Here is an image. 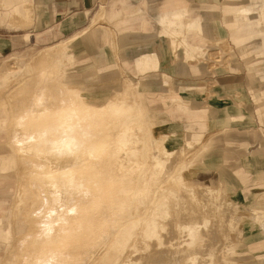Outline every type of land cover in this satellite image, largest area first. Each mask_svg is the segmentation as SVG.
<instances>
[{
	"label": "rangeland",
	"instance_id": "374dc122",
	"mask_svg": "<svg viewBox=\"0 0 264 264\" xmlns=\"http://www.w3.org/2000/svg\"><path fill=\"white\" fill-rule=\"evenodd\" d=\"M177 1L184 8V20L191 18L186 15V11L193 12L191 9H210L213 11L214 20L218 21L223 33L219 30V35H206L205 32L207 33L209 29H212L214 23L210 28H205L204 22H200L201 25L198 23L202 28L199 26V29L194 28L191 32L193 34L186 39L188 43L194 45L193 48L188 49L187 57L184 55L178 57L176 54L180 48H182V53H185L186 47L183 48L182 39L186 37L187 29H182L184 30L182 32L180 29L176 35H173L169 32L173 29L168 28L166 23L163 24L162 19L155 20L157 23L154 21V34L151 36L152 48L157 50L162 42L168 41L171 36L170 43H172L171 40H174L170 46L173 51L172 54L168 56L166 61L162 60L160 64L162 62L169 64L167 61L173 64L178 61L183 64V61L188 62L191 68L190 74L199 79L213 75L218 64H221L219 67L223 72L233 75L247 73L249 76H259L264 72L263 35H255L251 44L239 42L237 37H242L249 28L238 29L237 26L244 25V20L241 23L240 21L235 23L236 21L233 19L239 15L227 10L228 2L234 3L242 0ZM243 1L251 2V0ZM123 3L121 5L118 3L117 6H121V14H127L125 12L127 9L122 7ZM129 3L133 7L136 6L137 9H144L141 3ZM159 4H161L160 1L153 4L155 14L158 13ZM32 5L33 0H31V6L29 0H0V131L2 134L0 139L5 141L9 154L7 161L0 159V177L12 191L8 198L10 201L9 221L4 223L0 214V240L4 243V248L0 246L2 263L38 264L35 259L36 256H39L46 258V264H149V255L155 252L153 256H156L162 248L176 251L194 247L200 241L196 237L194 227L210 226L213 229V237H207L205 242H201L205 243L202 247L204 250L207 248V250L186 257L183 263L245 264L249 254L245 252L242 245L241 223L244 215L241 216L236 229L238 240L233 244V251L229 252V242L220 240L222 236L217 234V227H213L217 226L220 221L218 216L213 218V203L211 209L205 208L204 201L199 198L201 191L196 188L193 189L192 186L218 187L221 184L224 200L237 206L238 213L245 214V211L241 209L242 206L228 197L223 181L220 182L215 174L190 171L200 166L193 160H191V164L180 162L184 157L186 159L192 157L193 153L187 154L186 152L187 146L171 150L170 140L167 141L168 147L165 143L164 126L169 119L175 121V130L176 128L179 129L174 131L178 133L181 131L182 120L183 123L186 121L185 127L188 132L190 131V137H200V140L188 138L198 143L196 146L199 145V142L204 143L206 138L208 142L209 137L211 140L215 138L217 141L223 135H229L223 130L207 133V106L193 108L191 105H187L190 113L198 114L197 124L180 118V113L177 111L173 117L169 116L171 110H176L177 101L164 104L160 101L171 96L182 98L180 92L182 85L172 82V87L168 89L169 85L164 84L160 77L156 78L157 86L153 89L156 88L162 92L141 91L139 94L140 82L138 79L149 70V66L141 68L140 71L136 68V61L123 60V43L120 38L129 30H122L119 27L120 22L115 20L116 18L109 17L111 10L108 9L104 12L101 9L92 20L80 27L75 34L58 39L59 31L57 29L45 33H41L42 30H36V26L32 22ZM144 7L146 8V5ZM6 8L11 11L6 10ZM255 14L257 12L252 13V15ZM261 20V23L255 28L256 30L262 28L264 32V16ZM126 26L134 30L131 23ZM215 28H217L216 24ZM138 30L143 31L144 29L142 27ZM98 34L101 35V44H98ZM99 46L101 47L100 50L97 48ZM78 47L79 49L76 50L75 48ZM91 48L97 57L102 55L100 53H103L104 49H107L105 52L107 57L104 58V61H99L96 59L97 57L91 56L89 53ZM233 64L236 65L235 68ZM46 66H52L56 70L53 83H57L80 96L90 110L103 106L108 100L119 98V95H124L130 113L120 118L117 127L128 132L132 130L134 137L129 139L127 143L131 144L133 139L134 143L131 144L133 148L131 147L128 154L118 155L117 158L120 163L136 165V167L125 172L124 191L117 197V201L110 208H104L93 213L94 216L89 221L90 230H87L79 241L72 242L69 248L56 247L54 253L42 256L40 252L42 246L51 239L44 233V230L53 222L51 214L54 212V207L58 204L59 199L57 193L51 195L45 184L35 175L25 172L22 168L18 153L19 148L12 139V121L18 110L23 113L22 117L26 119L28 103L33 94V85L39 75L38 69H43ZM108 68L109 70H105ZM105 72L108 74L99 75H104ZM143 76L148 77L147 75ZM100 77L103 78L100 79ZM216 85H220L218 81L201 79L195 83L192 90L208 100L216 94L214 91L216 88L219 91V87ZM146 86L149 89L152 88L149 85ZM248 86L250 87V97L256 106L252 119L254 123H257L260 122L262 112H264V108L261 107L262 101H264V93H261L258 84L248 83L246 87ZM166 89L172 93H164L167 91ZM235 92L232 94L235 95L234 97L239 94L236 95L237 92ZM216 96H218L219 105H226L228 99L219 95ZM18 102L22 103L20 108L15 105ZM238 103H243V101L240 99ZM241 116L243 117V115ZM260 132V130L254 131V135L257 136ZM228 144H230L229 141ZM210 145L208 146L210 147ZM154 147L159 151L157 156L152 153ZM1 149L5 150V148ZM28 157L33 161L37 160L35 156ZM163 158L167 163L169 162V167L164 173L155 174L153 172L154 166H160ZM99 163L103 162L100 161ZM226 163L232 165V163ZM188 165L189 170H187ZM94 173V170L90 168L88 175L93 177ZM182 173L185 179L181 178ZM234 176H236L235 173ZM232 180L240 187L245 186L243 183L240 184L241 182L237 177L232 178ZM40 190L45 192L46 199L38 195ZM166 193L172 197L190 195L197 203L195 206L198 208L201 218L192 223L186 222L184 219L174 220L172 208L178 207L177 199H166L168 197ZM241 210L242 212H240ZM226 214H228L227 211ZM225 219H228L227 215ZM15 222L19 223L20 229H15ZM157 228L174 230L175 234L169 237L160 236L156 234ZM221 230V234L223 232L227 234L229 228L222 227ZM59 237L63 239L61 234L54 236L55 243ZM214 247L215 253L213 252Z\"/></svg>",
	"mask_w": 264,
	"mask_h": 264
},
{
	"label": "crops",
	"instance_id": "0c3cea01",
	"mask_svg": "<svg viewBox=\"0 0 264 264\" xmlns=\"http://www.w3.org/2000/svg\"><path fill=\"white\" fill-rule=\"evenodd\" d=\"M157 1H160L161 3L158 7L156 6L158 12L163 6L168 7L172 4L178 3L177 0H33L32 22L36 26V30H42L40 31L41 33L57 29L59 31L58 39H63L67 35L71 36L72 34H75L80 27L92 20L94 15L99 13L101 9L104 12L109 9L111 10L109 17L116 18L115 20L120 22L119 27L122 30H129L120 38L123 43V60H140V62L149 60V70L145 69L147 70L146 73H143L138 79L140 82V86L138 85L140 87H138L139 94L141 91L148 93L153 91L159 92L160 90H157L156 88L153 89V87L157 83L156 78L160 77L164 84L167 83L169 85L168 89L172 87L168 82L182 85L180 92L183 99L171 96L168 99H162L160 101L163 102V104L177 101L175 104L176 110H171L169 116L173 117L175 111H177L180 113V118L182 117L192 124H197V119L199 117L198 114H194L193 112L190 113L187 107L189 105L193 108H203V106H207V133L215 130H223L226 133L228 132L229 135H223L217 141L215 138L211 140L209 137V142L206 138L204 143L199 142V145L196 146L198 143L192 139H188L190 137V131L188 132V130H186L185 124H187V122L184 121L183 123L182 120L180 125L181 131L178 133L175 132L179 129L176 128L175 130V121L169 119L168 123L165 122L166 126H164V133L166 136L165 143L167 145V141L170 140L171 150H176L185 146L188 147L186 152L187 154L193 153L192 157L189 159L184 157L180 162L191 164V160H193L197 164H200L199 167H195L190 171L195 173H213L220 182L223 181L228 197L240 204V206H242L241 209L245 211V214L238 213L237 206L227 203L224 200V193L221 184H219L218 187L195 185L192 186V188L199 190L201 186H204L207 190L206 193L213 196V218L215 216L220 218L217 226L213 227H217V234L222 236L220 240L227 243L229 242V252L233 251V244L238 240L236 229L238 228L241 216L244 215L241 223L242 245L245 252L249 254L246 258L247 261L245 264H264V112H262L260 122L254 123L252 116L255 112L256 106H254L252 98L250 97V87H246L248 83L258 84V88L262 91L261 93H264V72L259 76H249L247 73L243 75H233L223 72L219 67L221 64H218V68L215 70V73L213 72V75H208L209 77L204 78L200 77L199 79L190 74L191 68L188 62L185 63V61H183V64L178 61L173 64L167 61L169 64H163V62L160 64L162 60L166 61L173 51L169 47L170 45L168 41H163L162 45H160L157 50L152 48L151 36L154 34V23L156 22L155 20H159L157 16L158 13L155 14L156 11L153 6ZM129 2H136L137 4L141 3L144 9H137L136 6H131ZM29 3L31 6V0H29ZM118 3L120 5L123 3L122 7L127 9V11H125L127 14H121L122 9L120 8L121 6H117ZM241 4H243V6H241ZM144 5L148 8L147 10H145L146 8ZM6 10L11 11L8 8H6ZM227 10L239 15L234 17L235 19L233 20L236 21L235 23L239 21L241 23V21L244 20V25L237 26L238 29L249 28L248 32H244L242 37H237L239 42L251 44L255 35L260 34L264 36L262 28L258 30L255 28L256 25L261 23V19L264 16V0H251V2H245L242 0L235 1L234 3L228 2ZM254 12H257V14L252 15ZM202 13V10L189 12L187 17H191L192 19L198 18L199 16H202ZM249 14L251 15L249 16ZM129 23H131L134 30L126 26ZM209 23H214V27L209 29L207 33L205 32L206 35H219V30L222 32L217 20H212ZM215 24L217 25V28H215ZM142 27L144 29L143 31L138 30ZM135 34H142L143 36H130ZM127 35L130 37L125 39V36ZM146 36H150V39H147ZM263 36L262 43L264 44ZM176 55L180 57L183 55L182 51L179 49ZM105 57H107V55ZM102 61H104V59H102ZM145 66V64H141L136 68L141 71V68H144ZM235 66L236 65L233 64L234 68ZM172 67L173 69H171ZM181 68H184L185 71L180 70ZM143 75H147V79ZM201 79L214 82L218 81L220 84L216 85L219 87V91L216 88L214 90L216 91V94H214L211 99L209 98L206 100L198 92L192 90L195 87V83ZM148 80L151 81L150 84L152 88L150 89L146 85L143 86V83L147 84ZM168 89H166L167 91L164 93H172ZM234 91L237 92H235L236 95L239 93L236 97H234L235 95H232L234 94ZM216 95L228 99L225 103L226 105H219L218 96ZM240 99L243 103H238ZM261 107L264 108V101H262ZM241 115H243V117ZM257 130H260L261 132L259 135L255 136L254 131ZM1 136L2 134L0 131V137ZM228 137H230V139H228ZM190 138L200 140V137ZM228 141L230 144H228ZM207 144H211L210 147ZM1 148H5V150L3 151ZM7 156H9V154L7 153L5 141L0 139V159L7 161V159H9ZM226 162L232 163V165L227 164ZM188 167L189 165L187 166V170H189ZM234 173L236 176H234ZM235 177L239 179L241 182L240 184L243 183L245 186L240 187L239 184H235L232 180V178ZM181 178L185 179L183 173ZM11 193L12 191L9 190L4 180H2V177H0V214L3 217L4 223H7L10 218V201H8V198ZM226 211L228 212V219H225ZM240 212H242V210ZM14 227L17 230L20 229L19 223L15 222ZM222 227L229 228L227 234L225 232L221 234ZM0 246H3L4 248L2 240H0ZM215 251L214 247L213 252L215 253ZM2 260L3 258L0 256V264H4L2 263Z\"/></svg>",
	"mask_w": 264,
	"mask_h": 264
},
{
	"label": "bare ground",
	"instance_id": "6f19581e",
	"mask_svg": "<svg viewBox=\"0 0 264 264\" xmlns=\"http://www.w3.org/2000/svg\"><path fill=\"white\" fill-rule=\"evenodd\" d=\"M191 10L193 12L202 10V16L184 20V8L178 3L168 7L163 6L157 14L163 24L166 23L168 28L173 29L169 31L171 34L176 35L180 29L181 32L187 29V35L182 39L183 48L186 47L185 53L182 54L186 57L189 54L188 49L194 46L186 41L189 35L193 34L192 30L198 26L202 28L200 22H204L205 28H210L213 23L209 22L214 20L213 11L210 9ZM188 14L189 12L186 11V15ZM98 35V44H101V35ZM130 36H125V39ZM146 38L150 39V36ZM170 39L168 43L171 46L174 40L170 43ZM93 48L89 53L96 58ZM97 48L101 49L100 46ZM75 49L78 50L79 47ZM106 50L104 49L103 53H100L102 55L96 59L99 61L104 59L107 55ZM180 50L182 51V48ZM148 62L149 60L144 62L138 60L135 63L139 67L141 64L148 66ZM38 70L39 75L33 85L26 119L22 117L23 113L20 110L16 111L13 118L12 139L19 148L21 166L25 172L35 175L48 187L51 195L55 193L58 195L59 202L51 214L53 222L44 230L51 239L40 250L42 256H47L54 253L56 247L69 248L72 242L79 241L80 237L90 230L89 221L94 216L93 213L110 208L117 201V197L124 191L125 172L135 168L136 165L120 163L117 158L118 155L128 154L131 144L134 143V139L131 140V144L127 143L134 137L132 130L128 132L117 127L120 118L130 113L124 95H119V98L108 100L103 106L90 110L80 96L53 83L55 68L46 66ZM180 70L185 71L184 68ZM105 73L99 75L108 74ZM150 82L148 80L147 84H143L151 86ZM14 98L16 99L15 95ZM21 104L18 102L15 105L20 108ZM133 130L137 131L135 128ZM152 153L157 156L159 151L154 147ZM31 155L37 160L30 159L28 156ZM100 161L103 163H99ZM168 167L169 162L167 163L163 158L162 164L154 166L153 172L162 174ZM90 168L95 172L93 177L88 175ZM199 190L201 191L199 198L204 201L205 208L211 209L213 196L206 193L204 186ZM166 194H168L166 199H177L178 207L172 208L174 220L184 219L192 223L201 218L195 206L197 203L190 195L172 197L169 193ZM38 195L46 199L44 191H38ZM194 231L200 240L194 247L176 251L162 248L156 256H153L155 252L149 255V264H192V262L183 263V260L190 255L203 252L202 246L205 243L201 242H205L207 237H213V229L210 226L194 227ZM56 234L59 236L61 234L63 239L59 237L55 243ZM156 234L169 237L175 234V231L157 228ZM46 261L45 257L36 256L35 262L38 264H46Z\"/></svg>",
	"mask_w": 264,
	"mask_h": 264
}]
</instances>
